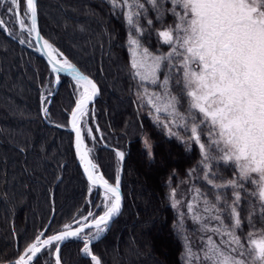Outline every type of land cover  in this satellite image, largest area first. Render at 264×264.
<instances>
[{"label":"trees","instance_id":"trees-1","mask_svg":"<svg viewBox=\"0 0 264 264\" xmlns=\"http://www.w3.org/2000/svg\"><path fill=\"white\" fill-rule=\"evenodd\" d=\"M140 3L149 11L140 17L144 34L138 38L155 54L168 52L167 45L157 43V31L174 24V18L166 12L161 23L151 5L145 0ZM9 7L10 0H0V19L5 21L0 29V264H13L10 262L35 239L52 211L45 235L105 210L100 190L91 188L85 178L73 134L67 128L79 86L60 74L55 88L54 74L31 47L28 33L20 32ZM163 7L172 5L165 0ZM127 11V7H114L112 0H37L41 35L99 86V97L89 105L81 129L92 160L111 183L120 164L117 151L124 153L123 205L104 233L91 241V253L100 264H189L186 246H190L200 256L198 264H204L202 234L186 207L187 186L194 183L213 203L221 196L217 206L229 227L223 209L225 201L232 204L234 190L213 188L200 169L189 175L201 159L199 148L184 142L189 133L176 128L181 137L169 135L150 115L149 105L139 94L141 82L131 68ZM44 107L48 108L47 116ZM186 107V102L182 103L179 111L185 112ZM143 136L150 142L149 148ZM209 163L217 174L216 184L235 178L229 164ZM173 189L180 202L176 207L172 204ZM252 191L254 185L245 183L237 208L242 222L252 216L254 227L245 223L244 235L264 229L260 201L249 194ZM91 230L60 245L61 264H94L83 252V237L93 236L89 235ZM56 244L53 241L45 246L31 264H55Z\"/></svg>","mask_w":264,"mask_h":264},{"label":"snow or ice","instance_id":"snow-or-ice-1","mask_svg":"<svg viewBox=\"0 0 264 264\" xmlns=\"http://www.w3.org/2000/svg\"><path fill=\"white\" fill-rule=\"evenodd\" d=\"M112 2L114 7L128 8L125 16L131 29L128 46L134 76L139 78L142 86L144 82H149L160 89L159 92H150L145 87L140 93L141 98L151 105L156 114L154 119L169 129V135L179 136V133L172 132V127L180 128L190 133L184 142L190 147L194 145L199 148L201 159L196 168L189 170V175L200 169L204 173V180L213 188L230 187L234 190L232 204L225 201L223 209L230 227L224 223L222 210L217 206L222 200L221 196H216L217 203H213L197 188L193 202L187 204L192 218L201 221L204 217L195 213L194 208L203 199V212L218 222L216 227L203 225V230L226 237L217 243L209 236L203 260L207 264H264V229L244 235L242 229L245 223L250 228L254 227L252 216L250 214L242 222L237 211L240 192L248 183L254 185V191L249 194L260 201L264 215V0H168L172 7L167 9L163 7L165 0L159 3L157 0H145L156 12L157 21L162 23L166 12L174 18V24L157 31V43L170 49L159 54L149 51L138 38L144 34V29L139 26L140 17L146 16L149 9L140 0ZM10 4L7 10L15 16L21 31L42 40L37 27V0H10ZM152 23V20H148L149 25ZM4 25L5 21L0 19V29H4ZM133 32L137 35H132ZM43 48L52 71L57 74L68 72L83 89L71 113V127L76 134V150L88 180L92 185H102L104 188L105 210L99 216L89 213V217H92L90 221L88 217H82L84 222L77 221L79 227L75 230H71L70 225H64V231L47 239L41 240L43 233L37 235L35 241L25 249L24 255L19 256L13 264H29L53 241L79 236L84 229L93 227L96 230L94 236L83 237V252L91 256L94 264H100L99 258L91 253L90 243L120 213L121 193L119 173L115 184H110L103 175L98 174L97 165L89 158L84 146L81 121L98 89L47 40H43ZM161 72L163 79L160 78ZM56 79L59 82V75ZM41 99L47 100L46 97ZM184 102L187 107L182 113L179 107ZM43 112L47 116L48 108L44 107ZM161 114L171 117V120L160 121ZM214 153H219V156ZM117 156L122 160L124 153L117 152ZM213 160L232 166L236 172L235 178L226 184H216L217 174L209 163ZM175 195L173 189V207L180 203ZM186 255L189 264L193 258L200 259L190 246H186ZM56 264H60L58 248Z\"/></svg>","mask_w":264,"mask_h":264},{"label":"water","instance_id":"water-1","mask_svg":"<svg viewBox=\"0 0 264 264\" xmlns=\"http://www.w3.org/2000/svg\"><path fill=\"white\" fill-rule=\"evenodd\" d=\"M37 27H38V30H39V23H38V12H37ZM39 32H40V30H39ZM40 35H41V33H40ZM31 37V40H32V42H33V46H31L37 53H38V55L45 61V63L48 65V67H49V69L52 71V66H51V64L49 63V60H48V56L46 55V51L44 50V48H43V46H42V40H46L42 35H41V37L43 38L42 40H37L36 39V37H35V35L33 34L32 36H30ZM25 45L26 46H29V44H26L25 43ZM64 56V55H63ZM65 57V56H64ZM70 61V60H69ZM73 65H75L72 61H70ZM75 67L77 68V70L78 71H80L83 75H85V76H87L89 79H91L95 84H96V86H97V89H98V92H97V94L94 96V98H93V100L92 101H90L89 102V104H88V107H89V105H92L94 102H95V100L99 97V86H98V84L96 83V81L93 79V78H91L88 74H86L84 71H82L79 67H77L76 65H75ZM52 73L54 74V84H55V88L57 87V84H58V82H57V79H56V77H57V75H60V74H62V75H66V76H69L74 82H76L74 79H73V77H72V75L71 74H69L68 72H60L59 74H57V73H54L53 71H52ZM79 97H77L76 98V100L78 99ZM75 100V101H76ZM75 108V102H74V104H73V106H72V108H71V110L69 111V113H68V118H67V128H68V130L69 131H71L72 132V134H73V141H74V147H75V150H76V134H75V131H74V129L71 127V113H72V110ZM43 117H44V114H43ZM82 136H83V134H82ZM83 140H84V146L86 147V149L88 150V153H89V158L92 160V158H91V156H90V152H89V148L87 147V144H86V142H85V139H84V137H83ZM76 153H77V150H76ZM77 156H78V158H79V155H78V153H77ZM79 161H80V158H79ZM93 161V160H92ZM93 163H95L94 161H93ZM80 164H81V166H82V170H83V173H84V175H85V178L87 179V181H88V183H89V185H90V187H95V188H98L100 191H101V193L103 194V193H105L104 192V188H103V186L102 185H92L91 184V182L88 180V177H87V173L84 171V165L81 163V161H80ZM96 164V163H95ZM97 165V164H96ZM122 167H123V159L121 160L120 159V164H119V168H118V173H119V177H120V193H121V208H122V205H123V194H122V190H121V172H122ZM96 171L97 172H100L101 173V171L99 170V167L97 166V169H96ZM101 175H102V173H101ZM105 179V178H104ZM109 182V181H108ZM110 184H115V181L113 182V183H111V182H109ZM121 211V210H120ZM103 213H101V214H98V215H96V216H99V215H102ZM52 216H53V211L51 212V214H50V216H49V218H48V220H47V222H46V224H45V226L43 227V229L39 232V234L38 235H40L41 233H43V235H41V240H44V239H47V237H49V236H52V235H55V234H59L61 231H64L65 229L64 228H62L61 230H59V231H57V232H55V233H53V234H51V235H45L44 234V232H45V229H46V227H47V225L49 224V222H50V220H51V218H52ZM116 217V216H115ZM115 217H113V219L115 218ZM92 218H89V221L91 220ZM112 219V220H113ZM111 220V221H112ZM110 221V222H111ZM84 221L83 220H81L80 221V223H83ZM110 222H109V224H110ZM70 226H71V230H75L77 227H79V224L78 223H76V224H70ZM109 226V225H108ZM86 229H95L94 227L93 228H86ZM86 229H84V230H86ZM104 232H102L101 234H100V236L103 234ZM99 236V237H100ZM36 238V237H35ZM69 238H73V237H66L64 240H62V241H57V244H56V246H55V248H54V251H53V256H54V262H55V264H56V256H57V248L59 249L60 248V245L64 242V241H66L67 239H69ZM96 239V238H95ZM93 240V239H92ZM91 240V241H92ZM35 241V239L33 240V241H31L29 244H31V243H33ZM28 244V245H29ZM27 245V246H28ZM27 246H26V248H27ZM25 248V249H26ZM25 249L22 251V253L19 255V256H21V255H24V253H25ZM19 256L17 257V258H15L13 261H11L10 263H13L14 261H16L18 258H19ZM35 258V257H34ZM34 258H33V260H34ZM32 260V261H33ZM31 261V262H32ZM31 262H29V264H31ZM61 264V263H60Z\"/></svg>","mask_w":264,"mask_h":264},{"label":"rangeland","instance_id":"rangeland-1","mask_svg":"<svg viewBox=\"0 0 264 264\" xmlns=\"http://www.w3.org/2000/svg\"><path fill=\"white\" fill-rule=\"evenodd\" d=\"M28 23H30V22H28ZM18 29H19L20 32H21V29H20V27H19V24H18ZM25 32H26V31H25ZM20 36H21L20 39L23 40L24 37L21 35V33H20ZM25 40L28 41V38L25 39ZM130 53H131V51H130ZM137 78H138V77H137ZM138 79H139V78H138ZM162 79H163V78H162ZM78 86H79V85H78ZM145 87L148 88V90H149L150 92H159V91H160V89H159L157 86L152 85V84H150L149 82H144L143 86L141 85V87H140L139 94L143 92V90H144ZM82 90H83L82 87L79 86V89H78V97H79V93H80ZM148 105H149V104H148ZM149 108H150V112H149V113H150V115L154 118L156 114H155L154 110L152 109L151 105H149ZM198 119H199V117H198ZM170 120H171V117H168V116H166V115H164V114H161V116H160V121H162V122H168V121H170ZM160 124H162V123H160ZM162 125H163V124H162ZM170 127H171V125H170ZM176 128H177V127H172V132L177 133ZM165 129H166V131L169 133V129L166 128V127H165ZM183 133H185V132H183ZM91 134H92V133H91ZM185 134L188 135L187 133H185ZM176 136H177V135H176ZM189 136H190V133H189ZM179 137H181V135H179ZM142 140H143V142H144V145H145L146 147L149 148V146H150V142L148 141V139H147L145 136H143V137H142ZM146 142H147V143H146ZM117 152H121V151H117ZM203 178H204V176H203ZM197 188L200 189V188H199L197 185H195L194 183H189V184H188V186H187L188 199H187V202H186V207H187V204H188V203L193 202V197H194V195H195V189H197ZM172 191H173V190H172ZM200 191H201V190H200ZM181 192L184 194V193L186 192V190H185V189H181ZM201 192H202V191H201ZM171 193H172V192H171ZM202 193H203V192H202ZM104 196H105V193H103V197H104ZM172 204H173V198H172ZM203 208H204L203 199H201L200 202L198 203V205L194 208V212H195V213H197V214L201 215L202 217H204V219L201 220V221H196V220H194V219L192 218V214L189 213V216H190V218H191V220H192V223L196 225V228H197L198 230H200V232H201V234H202V240H203L202 258H203V253H204V250H205V244H206L207 239H208L209 236H211L212 239L215 240L217 243H220L221 239H226V237L222 238L220 235L215 234V233H212L211 231H204V230H203V228H202L203 225H207L209 228H211V227H216L217 224H218L217 221H215V220H211V219L208 217V215H207L206 213L203 212ZM187 210H188V209H187ZM102 213H103V212H102ZM84 217H85V216H84ZM80 219H82V217H81ZM95 231H96L95 229H92L91 232L89 233V235H94ZM191 264H198V261H197L195 258H193L192 261H191ZM204 264H207V262L204 261Z\"/></svg>","mask_w":264,"mask_h":264},{"label":"bare ground","instance_id":"bare-ground-1","mask_svg":"<svg viewBox=\"0 0 264 264\" xmlns=\"http://www.w3.org/2000/svg\"><path fill=\"white\" fill-rule=\"evenodd\" d=\"M42 46H43V40H42ZM45 50V49H44ZM46 51V50H45ZM98 174H101L100 172H98Z\"/></svg>","mask_w":264,"mask_h":264}]
</instances>
